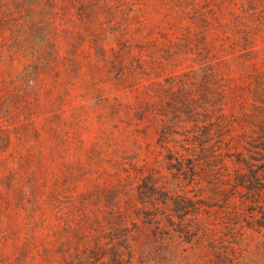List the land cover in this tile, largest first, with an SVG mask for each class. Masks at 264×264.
Wrapping results in <instances>:
<instances>
[{
  "label": "rangeland",
  "instance_id": "rangeland-1",
  "mask_svg": "<svg viewBox=\"0 0 264 264\" xmlns=\"http://www.w3.org/2000/svg\"><path fill=\"white\" fill-rule=\"evenodd\" d=\"M261 72L264 99V0H0V264L88 234Z\"/></svg>",
  "mask_w": 264,
  "mask_h": 264
},
{
  "label": "trees",
  "instance_id": "trees-1",
  "mask_svg": "<svg viewBox=\"0 0 264 264\" xmlns=\"http://www.w3.org/2000/svg\"><path fill=\"white\" fill-rule=\"evenodd\" d=\"M261 76L231 120L220 107L212 105L211 112L196 103L192 112L206 123L191 120L186 127L189 121H182L188 129L168 165L139 183L136 178L120 203L112 205L116 194L109 200L108 210L98 205L90 232L67 239L64 249L51 252L42 241L43 263L264 264ZM223 92L213 91L214 102L224 100ZM234 116L249 135L237 131Z\"/></svg>",
  "mask_w": 264,
  "mask_h": 264
}]
</instances>
